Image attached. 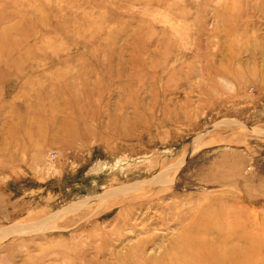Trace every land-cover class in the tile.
<instances>
[{"label":"rangeland","instance_id":"obj_1","mask_svg":"<svg viewBox=\"0 0 264 264\" xmlns=\"http://www.w3.org/2000/svg\"><path fill=\"white\" fill-rule=\"evenodd\" d=\"M0 264H264V0H0Z\"/></svg>","mask_w":264,"mask_h":264}]
</instances>
